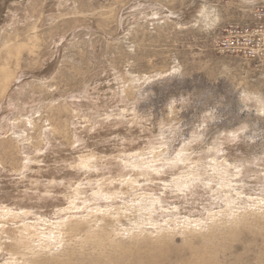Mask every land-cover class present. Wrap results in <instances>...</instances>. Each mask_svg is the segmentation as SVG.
Returning a JSON list of instances; mask_svg holds the SVG:
<instances>
[{
    "label": "rangeland",
    "instance_id": "1",
    "mask_svg": "<svg viewBox=\"0 0 264 264\" xmlns=\"http://www.w3.org/2000/svg\"><path fill=\"white\" fill-rule=\"evenodd\" d=\"M257 1L0 0V264H264Z\"/></svg>",
    "mask_w": 264,
    "mask_h": 264
},
{
    "label": "built area",
    "instance_id": "2",
    "mask_svg": "<svg viewBox=\"0 0 264 264\" xmlns=\"http://www.w3.org/2000/svg\"><path fill=\"white\" fill-rule=\"evenodd\" d=\"M257 21L249 24H229L217 40L221 53L264 61V0L255 2Z\"/></svg>",
    "mask_w": 264,
    "mask_h": 264
},
{
    "label": "bare ground",
    "instance_id": "3",
    "mask_svg": "<svg viewBox=\"0 0 264 264\" xmlns=\"http://www.w3.org/2000/svg\"><path fill=\"white\" fill-rule=\"evenodd\" d=\"M151 257V256H150ZM215 258V257H212V259ZM126 264V263H125ZM218 264V263H217Z\"/></svg>",
    "mask_w": 264,
    "mask_h": 264
}]
</instances>
